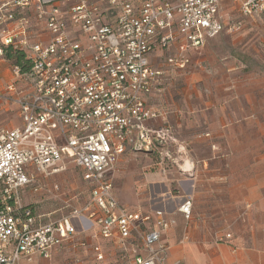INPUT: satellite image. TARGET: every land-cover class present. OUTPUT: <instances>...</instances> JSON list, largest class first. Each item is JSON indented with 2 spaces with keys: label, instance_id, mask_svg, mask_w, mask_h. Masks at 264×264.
Returning <instances> with one entry per match:
<instances>
[{
  "label": "built area",
  "instance_id": "built-area-1",
  "mask_svg": "<svg viewBox=\"0 0 264 264\" xmlns=\"http://www.w3.org/2000/svg\"><path fill=\"white\" fill-rule=\"evenodd\" d=\"M224 1L243 17L264 16V0H0V60L11 46L31 64L21 73L6 62L11 76L0 93L21 121L0 127V264L47 260L66 246L89 252L96 264H169L165 237L174 214L191 220V199L170 196L164 202L176 200L172 210L162 202L132 211L118 201L113 175L125 153L172 143L169 129L149 126L161 114L145 99L164 75L150 54L160 49L172 70H184L188 51L223 31ZM30 7L28 16L18 13ZM40 21L43 33L33 35ZM66 163L81 172L86 199L38 223L20 190L38 192L36 175L47 178Z\"/></svg>",
  "mask_w": 264,
  "mask_h": 264
},
{
  "label": "crops",
  "instance_id": "crops-1",
  "mask_svg": "<svg viewBox=\"0 0 264 264\" xmlns=\"http://www.w3.org/2000/svg\"><path fill=\"white\" fill-rule=\"evenodd\" d=\"M6 1L12 0H2ZM31 11L32 7L18 9V13ZM200 50L188 51L184 70H172L160 49L150 54L151 65L163 69L164 75L147 95L148 106L154 109L152 101L166 76L170 72L187 73L185 70L192 64L190 58ZM171 53H175L173 48ZM2 64L8 66L0 60ZM9 80L7 70H0V93ZM191 98L199 102H194L195 108L166 111L149 124L170 130L171 146L176 148L171 159L179 170L176 197L192 201L191 220L186 223L181 215L174 214L176 223L167 237L175 242V229L187 226L190 242L178 251L185 264H264V91L194 93ZM233 100L240 102L233 104ZM8 104L0 101V107ZM45 179L36 175L39 184ZM162 180L158 175L147 176V181ZM31 192L29 187L21 189V199ZM22 203L31 206L36 221L44 224L33 204ZM150 205L143 211L147 212Z\"/></svg>",
  "mask_w": 264,
  "mask_h": 264
},
{
  "label": "rangeland",
  "instance_id": "rangeland-1",
  "mask_svg": "<svg viewBox=\"0 0 264 264\" xmlns=\"http://www.w3.org/2000/svg\"><path fill=\"white\" fill-rule=\"evenodd\" d=\"M25 14L29 15L27 12ZM219 16L223 31L207 41L202 50L190 58L192 64L185 70L187 73L170 72L166 76L160 93L152 101L154 109L160 114L195 108L194 102L197 101L191 98L194 93L243 94L264 91V16L243 17L238 7L230 1L221 3ZM33 32V35L42 34L43 22L33 23ZM2 69L7 70L11 76L9 66L2 64ZM236 102L239 104L240 101L233 100V104ZM1 107L0 127H19L21 121L16 107L11 104ZM173 147L164 151L157 150L152 155L144 152H128L125 155L113 176L114 193L124 207L132 211H143L149 204L161 206L165 199L177 196L175 181L179 170L171 159L176 151ZM165 152L168 156L161 160ZM150 174L158 175V179L163 180L147 181ZM54 184L58 185V190H53ZM41 185L38 192L26 194L22 200L36 207V213L42 216L41 221L44 223L66 213L68 205H80L86 199L88 189L81 172L70 163H66L63 171L47 177ZM175 202L170 200L164 202L163 206L172 210ZM184 227L175 229V242L171 243L167 236L165 238L170 246L167 259L169 264L178 260L180 264H185L178 254L183 245L190 242L187 226ZM184 233L187 239L182 242ZM76 260L81 264H96L89 252L67 246L54 251L47 260L34 257L23 264H74ZM105 264L118 262L108 258Z\"/></svg>",
  "mask_w": 264,
  "mask_h": 264
},
{
  "label": "trees",
  "instance_id": "trees-1",
  "mask_svg": "<svg viewBox=\"0 0 264 264\" xmlns=\"http://www.w3.org/2000/svg\"><path fill=\"white\" fill-rule=\"evenodd\" d=\"M5 62L12 67H17L21 73L30 70L31 64L26 59V53L22 50L14 49L11 46L2 47Z\"/></svg>",
  "mask_w": 264,
  "mask_h": 264
}]
</instances>
